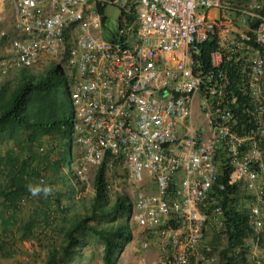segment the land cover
<instances>
[{"label": "built area", "instance_id": "built-area-1", "mask_svg": "<svg viewBox=\"0 0 264 264\" xmlns=\"http://www.w3.org/2000/svg\"><path fill=\"white\" fill-rule=\"evenodd\" d=\"M8 4L11 66L51 61L71 72L77 178L93 180L107 155V173L124 174L122 190L108 187L129 200L130 227L151 236L133 245L135 264L218 262L200 244L223 228L219 150L232 166L229 184L250 196L252 230L264 229V0H0V18ZM109 7L116 32L105 26ZM208 41L215 50L204 70ZM227 65L236 66L231 77ZM240 98L259 123L252 135L231 128Z\"/></svg>", "mask_w": 264, "mask_h": 264}, {"label": "trees", "instance_id": "trees-1", "mask_svg": "<svg viewBox=\"0 0 264 264\" xmlns=\"http://www.w3.org/2000/svg\"><path fill=\"white\" fill-rule=\"evenodd\" d=\"M214 50V41L200 45L198 60L204 70L210 69L209 54ZM226 69L231 77L236 66L227 65ZM0 70H16L10 80L0 82V255L3 258L12 255L5 247L10 232L17 227L20 241L29 244L31 239L40 243L41 238L51 236L54 244L48 248L42 264L82 258V248L95 242L101 246V264H118L133 239L129 225L131 204L124 194L114 193L112 197L109 194L108 155L92 180L93 196L87 203L78 197L84 185L80 189L75 186L79 179L71 168L74 162L72 76L69 79L62 67L53 62L41 71H33L13 68L7 61ZM62 84L68 90V97L64 96ZM251 112L252 106L245 98H240L234 106L231 128L238 136L257 131L259 123ZM217 152V182L225 185L218 192L223 228L217 233L223 235L225 246L219 251L216 264H245L249 248L246 240L253 236L260 243L262 236L250 226V196L238 184H229L232 166L223 150ZM41 181L54 188L44 201L39 199L43 204L42 218L18 221L16 215L21 206L33 200L26 185Z\"/></svg>", "mask_w": 264, "mask_h": 264}, {"label": "rangeland", "instance_id": "rangeland-1", "mask_svg": "<svg viewBox=\"0 0 264 264\" xmlns=\"http://www.w3.org/2000/svg\"><path fill=\"white\" fill-rule=\"evenodd\" d=\"M107 14V20H106V28L109 31L116 32L117 31V15L118 10L115 8H107L106 9ZM13 9L11 5H7L5 8L4 13L2 14V17L0 18V67H4L7 63V59L9 56L7 55V45L8 42L15 37V32L13 29ZM105 31V30H104ZM5 38V39H3ZM51 61H44L38 66H35L32 68L33 71H41L47 66ZM62 70L66 74V76L70 79L71 78V72L70 70L63 68ZM16 70H10V71H2L0 70V82H3L5 80H10L15 73ZM63 91L64 96L68 97V90L64 84ZM72 86H70L71 90ZM202 118L197 116L194 119V123L199 124ZM72 155L75 157L76 155V148L72 145ZM72 171H75L76 163L73 162L72 165ZM124 174L117 169L116 167H113L111 170L108 171L106 175V180L109 185H117V187L122 188L125 185V179ZM87 183L84 180H77L75 181V186L80 189V186H83V190L80 191L78 194L79 199L83 200V203H87L88 200L93 196V191L91 188L92 183V177L89 175L87 177ZM109 194L111 197L114 193H118L119 191L112 189L111 187H108ZM152 191L155 190V188H151ZM39 199L45 200V197H33V200L26 203L24 206H21L20 212L17 213L16 217L18 221H28L29 218L34 217L35 219H41L42 213L40 211V208H43V204L39 202ZM79 202V201H78ZM77 206H79L78 203H76ZM40 223L38 225V229L40 228ZM132 231V237H133V243L124 249L123 253L119 257L118 264H135V253L133 251V245H137V242L141 240H145L147 238H150V234L143 232L139 228L130 227ZM13 231L10 232V237L7 240V245L5 249L11 253L12 255L10 258H3L0 255V264H42L43 260L46 257V253L48 251V248L51 247L52 244H54L53 239L51 236H45L41 238V242L39 243L35 239H31V244L28 243V241H20V233L17 227L12 229ZM254 233L261 234V242H256L253 236L249 237L246 240V243L249 245L248 252L246 254V262L245 264H256V261L261 255H264V229L260 232L254 231ZM13 234V236H11ZM58 239V238H57ZM58 243V241H56ZM55 242V243H56ZM150 251L148 254L151 257L157 256V247L154 244V241H150ZM209 247L211 249L212 255H214L217 259H219V251L225 246V239L223 235L218 234L215 231H209L207 235L205 236L204 240L200 244V250L203 247ZM101 246L100 243L95 242V244H87L82 248V258H75L68 263H59V264H101ZM264 261V256L263 259Z\"/></svg>", "mask_w": 264, "mask_h": 264}, {"label": "clouds", "instance_id": "clouds-1", "mask_svg": "<svg viewBox=\"0 0 264 264\" xmlns=\"http://www.w3.org/2000/svg\"><path fill=\"white\" fill-rule=\"evenodd\" d=\"M28 193L33 197H48L54 191L52 185L45 184L43 181L39 183H29L26 185Z\"/></svg>", "mask_w": 264, "mask_h": 264}, {"label": "crops", "instance_id": "crops-1", "mask_svg": "<svg viewBox=\"0 0 264 264\" xmlns=\"http://www.w3.org/2000/svg\"><path fill=\"white\" fill-rule=\"evenodd\" d=\"M200 115V110H199V99L198 98H195L194 99V102L192 104V120L194 121V119ZM196 127L199 129L201 127V122L199 124L196 125ZM132 244V243H129L126 247H125V250L126 248H128V246Z\"/></svg>", "mask_w": 264, "mask_h": 264}]
</instances>
